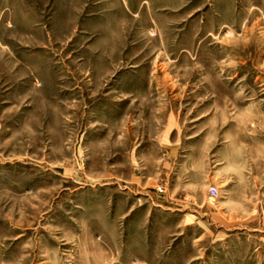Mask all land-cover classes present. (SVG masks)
I'll return each instance as SVG.
<instances>
[{
    "label": "rangeland",
    "instance_id": "rangeland-1",
    "mask_svg": "<svg viewBox=\"0 0 264 264\" xmlns=\"http://www.w3.org/2000/svg\"><path fill=\"white\" fill-rule=\"evenodd\" d=\"M0 264H264V0H0Z\"/></svg>",
    "mask_w": 264,
    "mask_h": 264
},
{
    "label": "built area",
    "instance_id": "built-area-1",
    "mask_svg": "<svg viewBox=\"0 0 264 264\" xmlns=\"http://www.w3.org/2000/svg\"><path fill=\"white\" fill-rule=\"evenodd\" d=\"M207 194L210 199H215L218 196V189L214 186H209L207 188Z\"/></svg>",
    "mask_w": 264,
    "mask_h": 264
}]
</instances>
